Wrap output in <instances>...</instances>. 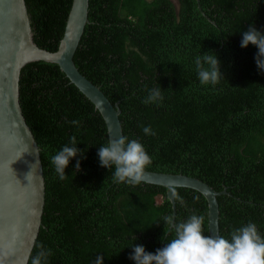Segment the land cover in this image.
Wrapping results in <instances>:
<instances>
[{"label":"trees","instance_id":"trees-1","mask_svg":"<svg viewBox=\"0 0 264 264\" xmlns=\"http://www.w3.org/2000/svg\"><path fill=\"white\" fill-rule=\"evenodd\" d=\"M26 2L36 43L56 52L73 0ZM89 20L74 61L119 102L123 137L140 142L152 159L145 170L226 188L217 197L220 236L230 240L251 222L264 238V71L255 62L258 49L240 46L250 25L264 32V0H90ZM213 52L224 78L204 85L195 60ZM20 87L46 181L43 226L28 264L41 246L50 251L46 264H96L98 256L103 264H135L134 245L155 253L170 242L166 188L119 183L114 167L100 166L98 149L109 143L105 122L60 67L29 63ZM155 88L163 100L145 104ZM145 126L156 134L146 135ZM73 135L86 158L80 170L79 157L70 160L60 180L51 157L71 146ZM174 195V223L203 215L209 235L203 195L189 188H174Z\"/></svg>","mask_w":264,"mask_h":264},{"label":"water","instance_id":"water-1","mask_svg":"<svg viewBox=\"0 0 264 264\" xmlns=\"http://www.w3.org/2000/svg\"><path fill=\"white\" fill-rule=\"evenodd\" d=\"M89 10L90 0H73L64 37L58 50L52 52L36 43L26 0H0V264L29 263L46 204L41 148L21 104L22 69L36 61L58 65L95 105L105 122L108 142L123 137L119 102L112 104L74 61L90 23ZM142 182L166 188L173 220L174 188L202 194L208 206V234L220 236L217 197L227 194L226 188L218 192L194 177L147 170Z\"/></svg>","mask_w":264,"mask_h":264},{"label":"clouds","instance_id":"clouds-1","mask_svg":"<svg viewBox=\"0 0 264 264\" xmlns=\"http://www.w3.org/2000/svg\"><path fill=\"white\" fill-rule=\"evenodd\" d=\"M254 45L258 52L255 62L258 69L264 71V32L256 29L254 25L243 32L241 47L247 48ZM209 53V52H208ZM203 53L195 60L198 77L201 84L215 86L224 78L220 71V60L217 55ZM207 65V67H205ZM163 100L160 88L150 90L143 101L145 104L158 103ZM79 126V121L70 122ZM146 135L156 133L150 126L143 127ZM70 144L51 157V163L60 180H65V169L70 160L76 159V170H80L81 159L86 158L84 151L77 147L76 137H70ZM100 166L110 169L114 167L113 180L129 185H138L142 182L145 169L152 164V159L144 146L127 137L112 139L106 146H101L97 153ZM170 229H174L175 236L163 248H158L155 253L147 252L143 245H134L133 253L129 259L135 264H264V238L258 233L254 223L234 229L230 233V240L223 236L203 234V215H192L186 222L174 223L172 216L164 217ZM50 251H41L32 257L31 264H46ZM96 264H103V257L98 256Z\"/></svg>","mask_w":264,"mask_h":264},{"label":"rangeland","instance_id":"rangeland-1","mask_svg":"<svg viewBox=\"0 0 264 264\" xmlns=\"http://www.w3.org/2000/svg\"><path fill=\"white\" fill-rule=\"evenodd\" d=\"M176 3V0H173Z\"/></svg>","mask_w":264,"mask_h":264}]
</instances>
